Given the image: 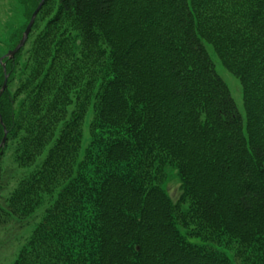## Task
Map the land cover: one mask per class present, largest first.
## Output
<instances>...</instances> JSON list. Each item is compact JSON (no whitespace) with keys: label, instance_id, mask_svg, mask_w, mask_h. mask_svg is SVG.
I'll return each instance as SVG.
<instances>
[{"label":"trees","instance_id":"1","mask_svg":"<svg viewBox=\"0 0 264 264\" xmlns=\"http://www.w3.org/2000/svg\"><path fill=\"white\" fill-rule=\"evenodd\" d=\"M57 4L4 59L1 158L14 141L21 165L42 160L0 222L48 205L14 264H232L223 238L264 264V0ZM204 39L240 79L246 118Z\"/></svg>","mask_w":264,"mask_h":264},{"label":"rangeland","instance_id":"2","mask_svg":"<svg viewBox=\"0 0 264 264\" xmlns=\"http://www.w3.org/2000/svg\"><path fill=\"white\" fill-rule=\"evenodd\" d=\"M26 1L28 2L24 4L21 0H0V59L18 44L34 10L38 6L35 7L30 0ZM57 3L58 0H54L52 3L50 2L49 8L44 9L45 11L40 14L39 18L36 17L37 20L35 21L36 24H34L35 27L33 26L32 34L30 38H28V42L26 41L27 44L25 50L30 47L31 42L35 37L45 29L47 22L56 12L55 8L50 7L54 5L57 8ZM204 42L214 61L217 71L229 85L231 94L234 97L239 110L244 118H246L243 86L240 79L224 65L212 42L207 39H204ZM0 69H2L1 62ZM15 86L16 85L13 84V89ZM92 118L93 113L92 110H90L83 123L82 153L91 140L90 124ZM1 138L3 137L0 132V142L2 140ZM15 146L16 144L14 141L9 143L6 152H4L0 159V175L5 182V185H1L2 187H0L1 202H3L2 199H6L10 196L18 183L31 174L39 166V163L42 160V158L39 157L33 165H21L15 159ZM166 184L172 198L177 200L181 193V179L178 170L173 166L166 169ZM47 206V204L43 205L35 212V214L23 221L12 218V220L7 223L0 222V264H14L21 249L27 243L33 229L40 222L42 214ZM243 232L244 231H241V233ZM217 243L220 249L230 258L232 264H254V258L249 261V257H244L242 246L238 244L235 239L227 242L226 238H223Z\"/></svg>","mask_w":264,"mask_h":264},{"label":"water","instance_id":"3","mask_svg":"<svg viewBox=\"0 0 264 264\" xmlns=\"http://www.w3.org/2000/svg\"><path fill=\"white\" fill-rule=\"evenodd\" d=\"M45 0H41L38 4V6L36 7V9L34 10L32 16H31V19L28 23V25L26 26L24 32H23V35L21 37V39L19 40L18 44L15 46V48L11 49L8 51V53H6L4 56L1 57L0 59V62L3 66V70H4V81H3V84H2V87L0 89V96L2 95V93L7 89L8 87V77H9V73H7V68H6V63L4 62V58L5 57H8V58H12L16 55V53L26 44V41L29 37V34L33 28V25L35 23V20H36V17L42 7V5L44 4ZM0 122L1 124L3 125V128H4V135H3V138L0 142V158H1V155L3 153V148L6 144V141H7V137H8V129L6 127V125H4V122H3V119L0 115Z\"/></svg>","mask_w":264,"mask_h":264}]
</instances>
